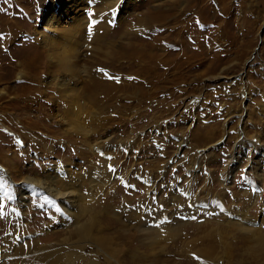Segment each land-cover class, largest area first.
<instances>
[{
    "label": "rangeland",
    "instance_id": "rangeland-1",
    "mask_svg": "<svg viewBox=\"0 0 264 264\" xmlns=\"http://www.w3.org/2000/svg\"><path fill=\"white\" fill-rule=\"evenodd\" d=\"M45 2L49 0H0V15L5 16L0 20V45L4 44L2 29L6 19L20 25L17 32L41 30L46 20L42 15ZM97 3L88 5L84 12H78L82 21L80 28L96 17L97 8L104 7ZM121 6L112 14L110 29L120 31L121 35L137 25L138 20L149 28L157 29L161 47L147 52L159 54L164 64L158 66L156 72L159 77L156 84H152L150 78L153 76L138 73L134 59L126 63L130 65H125L128 69L123 68L127 60L126 48L124 50L122 46L131 41L125 37L126 34L113 38L111 45L118 60L125 61L116 64L114 70L130 76L132 81L128 82L134 83L132 85L138 83L135 87L143 89L144 93H135L136 89L132 87L126 97L129 99L118 100L114 113L103 114L106 119L100 115L99 120L111 122L99 127L92 136V141H101L97 148H89V152L95 153L94 157H85L83 149L71 143L76 136L64 132L58 118H55L57 111L64 107L63 103L44 101L47 97H57V94H38L42 100L29 105L25 101L32 99L28 89L25 91L28 94H21L23 90L15 88L18 68L11 69L7 75L10 67L0 69V90L4 91L2 94L0 91V157L5 156L12 162L7 164L4 157L0 158V202L4 206L0 214V241L7 236L17 240L22 233H37L42 246L58 248L62 237L50 236L42 229L41 223L54 225L50 226L51 231L60 233L73 226L63 223L56 211L57 206L54 207L55 201L37 188L25 193L27 201L22 210L28 211L23 220L22 217L19 219L14 201L16 197H13L15 187L22 182L19 179L23 174L36 176L35 171L40 172V166L57 165L61 170L64 167L83 176L91 168L90 160L93 167L101 168L106 164V172L112 171L109 183L99 184L100 187L94 191L100 198V208L119 212L122 221L128 223V237L121 236L117 223L106 225L97 233L101 240H105V245L118 248L121 264H198L201 256L195 240L204 234L216 246L220 256L218 264H264V249L259 248L255 240L259 234H264V0H134ZM155 15L159 17L152 18ZM65 20L59 22L61 29L70 26ZM11 24L6 23L8 27ZM22 34L13 36L12 42L16 40L14 44L19 43L18 47L14 46L15 54L31 50L34 45L31 42L23 45ZM141 37L134 36L132 40L140 44L143 42L139 40ZM146 39H143L146 43L152 42ZM21 69L31 73L28 68ZM145 79L147 81H142ZM140 94L146 95L142 98ZM84 102L85 106L96 109L89 101ZM20 116L21 121L15 118ZM18 130L29 140H25L26 146L25 138ZM108 134L112 139L104 141ZM44 145L50 150H43L46 148ZM24 146L29 147L28 152L17 160L14 153L20 156V149ZM87 150L86 147L83 151ZM230 164L236 168L226 176L225 170ZM5 165L9 170L7 176L2 171ZM14 174L15 180L19 181L10 186L8 178ZM191 175L193 181L189 177ZM87 187L86 182L80 190L86 192ZM186 188H190V193L198 192V202H205L207 209L196 205L198 214L193 215L189 208L191 215L188 217L180 218L179 214L175 217L183 222L202 224L205 232L184 226L181 234L172 239L161 237L141 241L132 237L134 230L131 226L138 225L139 221L138 216L133 219L131 214L142 203L150 207L148 197L153 196L151 189L157 196L151 198V207L159 210L162 205L172 208L166 205H170L169 193L177 191V195L186 199L187 194L183 193ZM5 194L8 195L5 197ZM158 197L161 198L159 201ZM217 198H221V203L213 204ZM212 205L213 211L208 209ZM228 207L238 209V212L245 211L249 218L257 219L258 222L251 225L254 236L222 220V208L229 210ZM156 211L157 215L152 216L154 222L159 217ZM104 216L107 218L108 214ZM150 220L142 222L148 227L154 223ZM23 223L27 228L21 227ZM32 239L27 236L24 244L28 247L36 244ZM2 243L4 247L8 246L6 242ZM92 250L91 245H87L82 252L89 257ZM4 256L11 258L9 254ZM30 258L24 256V263ZM105 258L101 253L99 260ZM73 264H84V261L79 259Z\"/></svg>",
    "mask_w": 264,
    "mask_h": 264
},
{
    "label": "bare ground",
    "instance_id": "bare-ground-1",
    "mask_svg": "<svg viewBox=\"0 0 264 264\" xmlns=\"http://www.w3.org/2000/svg\"><path fill=\"white\" fill-rule=\"evenodd\" d=\"M131 1L133 2L134 0H49V2H45L44 13H42L43 17L46 19L45 25H43L44 27L39 31L36 29L33 30L34 33H32L30 29L17 32L20 28V25H18L17 22H10L8 19L3 21L5 26L2 29L4 44L0 45V69L6 68L5 66H7V68L10 67L9 71H6L7 75L8 72H11V69L16 70L18 68V72L16 73L18 84L15 86V88L17 90H23V93L21 94H28V92L25 93V91L28 89L29 94H32V99H26L25 101L29 105H31L32 102H38V100H42L38 98V94H46L47 92L57 94V97H47L44 101L47 103H50L51 101V103L55 104L63 103L62 106L64 107L57 111L55 118H58L64 132H67L68 135L71 134L76 136L75 138L77 139H75L74 136L64 137H69V139L74 138V140L70 142L75 144L74 146H77V148L80 147V150L81 148L83 150L86 149V147L88 148L86 152L81 150L85 154V157H94L95 153H92L91 151L89 152V148H97L101 141H92V139H94L92 136L98 132L99 127L102 128L105 124L111 122L110 120L107 122L104 120H99L100 115H103L107 112H109V115L114 113L116 107H118V100L128 97V92L132 91V87L134 88L138 84H130L128 82L132 81L130 80V76L125 75L123 71L118 72L116 69L114 70L116 64L119 65V63H124L125 61L120 62V60H118V57L111 45L113 38H117L120 35V31L110 29V25L113 24L112 14L113 12L119 11L123 3H128L129 5ZM93 3H97L101 6L103 5L105 8H101L102 10L98 8L97 10L95 9L97 11L96 17H93V20H86L89 24L80 28L81 19L78 17V12H84L86 7L88 5H92ZM4 17V15H0V20H2ZM158 17L159 16L155 15L152 18ZM64 18H66L65 21H68L66 25L70 24V26L61 29L59 27V22ZM97 18L100 19L97 20ZM137 22V25L133 26V28L127 32H122L121 34H126L125 37L131 40L130 42L128 40V43H125L122 46L123 49L124 47L126 48V50H124L127 61L125 64H123L124 66L122 64L121 65L124 69H126L127 67L125 68V65L128 66L126 63H130L131 60L134 59V62L137 63L136 66H138V73L152 75L153 78H150L153 81L152 84H156V80H158L159 77L156 70L159 65L164 64V60L159 58V54L156 52L148 53L147 50L160 48L161 37H157V34L159 33L157 29L149 28L146 23L140 22L139 20ZM6 23L12 24L10 27H8ZM101 25H104L105 27L102 28ZM18 33H23L21 35L23 37L22 43H25L23 45L29 44V42H31L34 44L32 47L33 49L31 48V50L28 49L25 52L15 54V47H18L19 43L14 44L16 40L12 42V39L13 36L15 37L18 35ZM130 35L132 36V39H134V36L136 38L142 36L139 38V40H142L143 42L140 44L136 43L131 39ZM142 38H147L148 40L151 39L152 42L146 43V41H144ZM157 41H159L158 44H156ZM11 43L13 45H11ZM101 45H104V47ZM7 46L11 47L7 48ZM128 48L131 50L128 51ZM80 61H83L84 63L79 64ZM21 68H28L31 73L29 74L26 72V70ZM117 77L119 78L118 80L116 79ZM142 81H147V79ZM135 89V93H144L143 89L141 88L135 87ZM0 91L1 94L4 93L2 89ZM140 95L142 98H144L146 94ZM40 97H43V95H40ZM84 100L89 101V103H91L92 106H95L96 109L92 110L91 107L89 108V106H85L86 103ZM15 118H17L19 121L22 120L21 116L20 118ZM104 119H106V117H104ZM98 120L100 122H98ZM16 122L17 120H15V123ZM28 125L31 124L28 123ZM19 134L21 137H23V139L25 138L24 141L27 139L23 132L19 131ZM110 139H112L111 134L105 135L104 141H108ZM27 141L29 140L27 139ZM27 141H25V146ZM25 146L24 149H20V156H18V154L16 155L17 152L14 153V157L17 160L18 158L21 159L26 156L29 147L26 148ZM44 147L46 148L43 150H50V148L46 145H44ZM22 151L24 153H22ZM2 157H4V162L10 164V159L5 156ZM93 160L94 158H92V161ZM88 162L89 167L91 166V168L83 176L74 174L67 168L63 167L61 170L59 167H57V165H50V167L40 166V172L35 171V173H37L35 174L36 176L31 174H23L20 179L18 178L19 180H22V182H20V185L15 187L16 193L13 194V197H16V200L14 201H16V211L19 219L22 217L23 220V216H25V214L27 215L28 211L22 210V207H25V201H27V196H25V193L37 188L41 191V193L46 192L48 197L50 196L55 201L54 207L57 206L56 211H58L62 217L61 219L64 220L63 223H70V225L73 227L71 229H67L63 233H60V231H51L50 226L54 225H49L48 222L41 223V225L44 227H42V229H44L50 236L55 235V238L58 236L62 237L60 239V243L62 244H60L58 248L54 249L47 246H42V244L39 242V236L36 235L37 233L30 235L22 233L18 236L19 238L17 240L7 236L4 240L0 241V264H25L23 261L24 256H29V258L31 257L29 262L26 264H73L79 259L82 262L84 261V264H121L119 261L120 252H118V248L116 246L105 245V240H101V235L99 236V234H97L102 228H104V226L117 223L120 227L121 236L123 238L124 236L128 237V233H126L128 231L126 228L128 223H124V221H122V217L118 215L119 212L115 213L112 209L107 210L103 207L100 208L98 203L100 198L96 196L94 192L100 187L99 184L109 183V176H111L110 174H112V171L109 173L106 172V170H108L106 168V164H103L100 168L96 166L93 167V162L91 163L90 160H88ZM230 166L232 165H228L229 169H224L226 176H228V174L236 168L234 166ZM12 170L14 169L12 168ZM2 171L5 174L7 173V176L9 171L8 166L3 168ZM189 177H191V181H193V175ZM8 179L10 186L13 185L15 181H19L15 180V174L12 176V178L9 177ZM86 182L88 183L87 191L82 192L80 187H84ZM189 190L190 188L183 190V193L187 194L186 199L183 198V196L181 197L177 195V191L169 193L171 194V196L168 198L170 205L167 203L166 205L172 208L168 209V207H164L162 205L160 206V209L157 210L151 207L153 202V200L151 202V198L154 199L157 197L156 192L151 189L153 196L148 197L150 198V200L148 199L151 203L150 207L142 203L141 207L134 208L135 211L133 212L135 213L131 214L133 219L137 218L138 216L137 219L139 221L138 225L136 224V226L130 225L132 230H134V233L131 234L133 235L132 237H135L141 241L144 239L152 241L161 237H168L172 239L178 234H181L184 226H191L194 229L196 228L201 232H205L202 224H193L190 223V221L183 222L181 219L179 220L175 217L176 214H179L181 215L180 218H184L187 215L189 216L191 213L190 211H193L192 213L195 215L198 211L196 205H202L203 209H207L205 207V202H198V192L190 193ZM7 195L8 194H5V197ZM254 195H257V190ZM160 199V197L157 198L158 201ZM215 201L213 204L221 203V198H217ZM206 204L208 205V203ZM208 207V209L211 208L210 210L213 211V205ZM189 208H191V210ZM228 209L229 210L222 208V220L228 223L229 226L232 225L238 230L254 236L255 231L251 225L258 222L257 219L249 218V215L244 213L245 211L238 212V209H234L233 207H228ZM188 210L190 211L188 212ZM154 211H156V213L159 215L155 222L153 220L154 218H152L153 214H155ZM105 214H108L107 218L104 216ZM149 219L154 222L150 224L153 227H149L150 225L147 227L145 226L146 223L142 222ZM21 227L27 228L26 224L24 223ZM27 236H31V239L33 238L32 241L36 244H33L30 247L25 245L24 242ZM255 240L257 246L261 249H264V234H259L258 238H255ZM195 241L196 244L199 245L197 251L201 256L198 264H218L217 260L220 259V256L216 251L215 244L212 241H209L208 235L204 234ZM2 242H6L8 246L4 247ZM87 245H91L92 249H94L89 254L87 252L89 257L83 254L84 251L82 252V249ZM34 248L37 249L34 250ZM15 253H19L20 255L16 256ZM101 253L105 254V261L99 260ZM5 254H9V257L11 258L7 257V259L4 256Z\"/></svg>",
    "mask_w": 264,
    "mask_h": 264
},
{
    "label": "snow or ice",
    "instance_id": "snow-or-ice-1",
    "mask_svg": "<svg viewBox=\"0 0 264 264\" xmlns=\"http://www.w3.org/2000/svg\"><path fill=\"white\" fill-rule=\"evenodd\" d=\"M0 38H2V37H0ZM110 78H111V77H110ZM116 79L118 80L119 78L117 77ZM109 170H110V171L112 170L111 166L109 167ZM3 210H4V206H3L2 203H0V214L3 213Z\"/></svg>",
    "mask_w": 264,
    "mask_h": 264
}]
</instances>
